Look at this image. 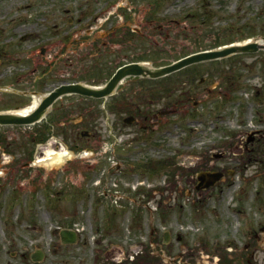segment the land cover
Here are the masks:
<instances>
[{"label":"rangeland","instance_id":"374dc122","mask_svg":"<svg viewBox=\"0 0 264 264\" xmlns=\"http://www.w3.org/2000/svg\"><path fill=\"white\" fill-rule=\"evenodd\" d=\"M81 1L0 0V67L6 69L8 85L16 89L13 93L0 91V109L28 104L33 99L32 91L39 92L41 83L50 87L62 80L80 77L91 80L89 75L100 73L99 68L88 69L83 60L78 64L77 76L72 77L75 66L71 63L62 62L50 68L26 54L28 44L43 38L51 23L62 34L56 25L73 16L72 8ZM102 1L90 0L89 4ZM137 1L141 14L148 7L145 17L155 12L152 20L156 26H143L145 34L139 44L148 50L142 56L155 55L157 63L209 47L213 44V32H220L217 43H226L263 34L264 30V0H157L155 5L149 0ZM116 2L122 4L125 0ZM23 28L40 36L20 41L17 34ZM83 42L79 46L89 49V43ZM101 53L97 58H101ZM109 56L110 52L104 54V58ZM200 65L191 69L197 76L213 72V65L203 71ZM263 68L264 53L260 51L233 55L222 62L221 80L233 77L235 88L234 102L215 112L220 113L217 124L222 137L220 147L213 150L225 152L220 159H214L208 151L209 146L213 147L209 139L215 134L204 136L205 120L200 122L201 116L212 118L213 112L200 115L201 111L190 106L187 114L179 111L166 116L172 117L171 151L169 157H160L170 160L158 162L147 173L141 172L145 167L130 171L128 163L134 161L126 160L125 169L102 174L109 164L105 152L107 139L101 145L95 141L98 146L92 150V142L72 139L67 128L70 118L76 116L71 109L77 98L73 94L60 97L48 111L46 120L30 126L0 125V264H106L103 256L114 246L123 250L121 261L111 260L114 264H264V137L249 143V152L230 151L237 137H245V132L253 128L264 130ZM19 73L22 74L15 84ZM181 76L182 73L173 74L157 81L156 89L163 94V100L169 99L165 94L172 91L160 90L169 88ZM190 84L192 87L193 82ZM206 84L207 81L192 88L201 90ZM88 104L85 108H91L100 122L102 114L97 102ZM57 120L67 129L54 135L59 129ZM44 124L47 128L42 127ZM75 125L77 130L85 128L81 122ZM125 125L123 136L133 139L135 126ZM98 127V133L103 135L102 126ZM180 127H184L182 133ZM41 132L49 134L38 141L33 134ZM177 134L184 139L182 147ZM78 140L79 147L74 149ZM60 143L73 153L71 159L53 167L34 164L48 152L58 151ZM211 165L234 169L235 173L225 174L214 186L197 192L187 182V175ZM105 177L108 182L116 178L118 184L125 179L134 182L135 178H147L152 187L125 194L140 203L148 200V204L145 201L142 206L134 205L129 199H119V205H115L108 194L102 196L101 185L94 184L96 178L103 181ZM143 190L148 194L142 196ZM75 225L80 227L77 242L62 243L59 230ZM128 230L131 231L127 233ZM166 231L170 237L164 242ZM36 249L43 251L39 262L30 259V253Z\"/></svg>","mask_w":264,"mask_h":264},{"label":"flooded vegetation","instance_id":"af4514ba","mask_svg":"<svg viewBox=\"0 0 264 264\" xmlns=\"http://www.w3.org/2000/svg\"><path fill=\"white\" fill-rule=\"evenodd\" d=\"M133 3L134 5H132ZM136 3L139 1L125 0L122 4H118L115 0H104L102 5L76 6L73 8V16H67L65 23L56 25L57 30H61L62 34L55 31V23H51L47 28L48 33L43 38H38L28 44L26 54L27 56L31 55L34 58L31 60L37 63L42 61L47 63L50 68L62 62L71 63V66H75L72 77L77 76L78 64L85 60L88 69L99 68L100 70L99 74L89 75V78L94 80L92 83H100L108 79L115 68L123 63L135 62L141 60L142 57H148V60L154 63L157 56H142V52H148V50L146 47H142L139 41L145 34L144 25L156 26L152 20L155 12L150 13L149 17H145L148 7L141 14L142 11L135 5ZM127 4L129 5L127 6ZM142 20L145 21L142 22ZM158 28H161V24ZM94 31L97 32L94 33ZM213 34V44L207 48L221 44V41L220 43L216 42L217 38H221L220 34L218 33V36L215 32ZM22 36H24L22 41H26L38 37L40 34L26 30L22 35H19L20 38ZM153 36H155L154 31ZM166 37H169L168 30ZM83 40L89 43V49L84 50V47L79 46L84 43ZM259 51L264 52L260 49L257 52ZM36 52L38 53L36 54ZM106 52H110V56L104 58ZM98 53H101L100 59L97 58ZM95 58L98 61L97 64L94 63V61L96 62ZM223 61V59L207 60L204 61L205 64L202 62L194 64V66L201 64L199 67L202 71L213 65V72L208 73L207 76L203 74L197 76L191 70L193 66L187 68L182 72V76L172 83V86H169L168 91H175V93L173 95L172 92L171 94L166 93L165 97L169 98L166 100H163L162 93L157 92V80L135 75L127 76L107 97L100 122L94 117L91 108L86 109L81 104L83 100L89 98L77 96L71 107L76 111V123L82 121L84 126L93 132V137L97 136L101 142H104L107 137L112 138L114 152H118L125 160L137 159L134 164L128 163L131 169H134L135 165L142 168L149 164L151 167L156 163L157 157H169L170 155L169 145L173 135L170 127L172 121L171 117L167 118L166 116L173 111H183L187 114L190 106L193 110L201 111L200 115L206 111L213 112V118L201 116L200 120V122L205 120L202 123V131L205 136L210 137L212 133L215 134L213 138L209 139L213 141V147L209 146L208 150L211 154L213 149L220 147L221 137V130L216 123L220 114L217 115L215 112L226 107L235 88L233 77L221 80L220 67ZM35 68L37 69V65ZM106 70H110L109 73H106ZM6 77V69L0 67V85H3L4 82L1 81ZM191 81L193 82L192 87L196 88L200 83L204 84L205 81L207 84L201 90H196L191 87ZM41 87L45 86L41 83ZM160 91L164 92L165 88ZM91 101L92 103L97 102L96 100ZM128 121L130 123H127ZM99 124L103 128V135L97 134ZM125 124L135 126L133 139L123 136ZM176 126L178 127V125ZM180 130L182 133L184 127H180ZM78 132L76 128H73V135L79 136ZM177 136L182 147L185 143L184 139L181 134H177ZM122 165L125 167L124 163ZM205 168L214 169L216 167L211 165L205 166ZM187 181L194 186V179L191 175L187 177Z\"/></svg>","mask_w":264,"mask_h":264},{"label":"water","instance_id":"95a60500","mask_svg":"<svg viewBox=\"0 0 264 264\" xmlns=\"http://www.w3.org/2000/svg\"><path fill=\"white\" fill-rule=\"evenodd\" d=\"M254 48L253 43H245V44H236V45H231L228 47H224L222 49L214 50V51H208V52H201V53H196L190 56H187L183 59H180L170 65L161 67V68H155V69H145L142 65L139 64H129L121 69L118 70L117 74L115 75V78L112 79V83L110 86L112 87L117 79L121 78L124 74L131 72V73H148L150 76H159L163 75L165 73L171 72L173 70H176L183 65L189 64L194 61H198L201 59H206V58H212V57H217V56H223L226 54H229L231 52H239V51H248L252 50ZM237 55V54H235ZM204 63V62H202ZM194 66V65H193ZM190 67V66H188ZM77 91L80 93H90L93 95H100L104 93L106 90L103 89H91L85 86H80V84H66V85H61L57 88H55L49 95H47L45 98H43L40 102L39 105L29 114L27 115H16L13 113H0V123H30L36 119H38L43 112L45 111V108L47 105L51 103V101L58 95L63 94V93H68V92H73ZM220 173L216 172H203L200 173L198 176L199 181L201 180L204 185L209 184V180L213 179L216 180ZM66 237L68 240H73L74 239V234L73 232H68L66 231Z\"/></svg>","mask_w":264,"mask_h":264},{"label":"bare ground","instance_id":"6f19581e","mask_svg":"<svg viewBox=\"0 0 264 264\" xmlns=\"http://www.w3.org/2000/svg\"><path fill=\"white\" fill-rule=\"evenodd\" d=\"M43 96L39 94L34 95L32 104L24 106L23 109L16 111L15 113L24 114L29 112V110L38 102ZM73 156L72 152L67 150L66 147L61 146L58 151H50L47 153V156L37 159L36 163L39 165L46 164L48 167L60 166L65 163L68 159H71ZM260 264V263H258Z\"/></svg>","mask_w":264,"mask_h":264}]
</instances>
